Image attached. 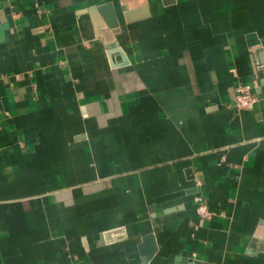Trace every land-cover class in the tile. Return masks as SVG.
<instances>
[{
    "label": "crops",
    "instance_id": "0c3cea01",
    "mask_svg": "<svg viewBox=\"0 0 264 264\" xmlns=\"http://www.w3.org/2000/svg\"><path fill=\"white\" fill-rule=\"evenodd\" d=\"M177 258L264 264V0H0V264Z\"/></svg>",
    "mask_w": 264,
    "mask_h": 264
},
{
    "label": "built area",
    "instance_id": "2783aa9c",
    "mask_svg": "<svg viewBox=\"0 0 264 264\" xmlns=\"http://www.w3.org/2000/svg\"><path fill=\"white\" fill-rule=\"evenodd\" d=\"M257 100L256 94L250 84H242L237 89L236 106L238 108H245ZM196 202V213L202 217H211L213 211L209 204L205 201L202 195L198 194L194 197Z\"/></svg>",
    "mask_w": 264,
    "mask_h": 264
},
{
    "label": "water",
    "instance_id": "95a60500",
    "mask_svg": "<svg viewBox=\"0 0 264 264\" xmlns=\"http://www.w3.org/2000/svg\"><path fill=\"white\" fill-rule=\"evenodd\" d=\"M165 1H171V0H165ZM173 1V0H172ZM107 22H108V24H109V26H110V28L112 29V34L114 33H116V32H118L119 30H118V22H117V20H116V17H115V15L114 14H112V16H111V18H107ZM109 33V32H108ZM113 34V35H114ZM109 41H115V38H114V36H111V39L109 40ZM179 260H181V259H179V258H177V262L179 261ZM180 262V264H185V260H183V261H179Z\"/></svg>",
    "mask_w": 264,
    "mask_h": 264
}]
</instances>
